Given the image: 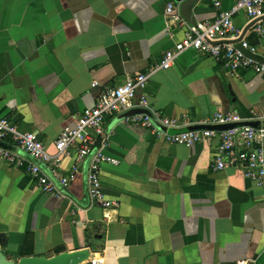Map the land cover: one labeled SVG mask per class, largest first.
<instances>
[{
	"label": "crops",
	"instance_id": "obj_1",
	"mask_svg": "<svg viewBox=\"0 0 264 264\" xmlns=\"http://www.w3.org/2000/svg\"><path fill=\"white\" fill-rule=\"evenodd\" d=\"M219 1L0 0V116L54 152L60 131L96 104L103 87L147 70L181 39L179 30L167 33L169 2L198 22L236 0ZM248 22L244 13L235 17L240 41L262 56L264 37ZM144 91L152 109L181 128L202 125L216 111L263 123L264 76L229 71L195 49L155 72ZM140 111L105 119L106 132L113 129L106 153L116 163L103 164L102 185L116 207L91 198L88 161L75 171V153L61 165L71 177L62 198L40 191L19 148L21 165L0 160V249L8 258L87 247V262L96 264H264V186L240 168L213 170L216 143H168L124 119Z\"/></svg>",
	"mask_w": 264,
	"mask_h": 264
},
{
	"label": "built area",
	"instance_id": "obj_2",
	"mask_svg": "<svg viewBox=\"0 0 264 264\" xmlns=\"http://www.w3.org/2000/svg\"><path fill=\"white\" fill-rule=\"evenodd\" d=\"M215 4L219 6L220 1L215 0ZM240 13L248 16L249 29L255 35L264 37V0H236L231 7L220 11L216 18L194 24L188 23L183 17L179 4L169 2L165 10L167 33L174 37L179 30L182 37L164 52L159 62L143 72L135 73L120 85L103 87L96 104L83 109L74 119L73 125H66L60 131L53 142L54 152L48 150L38 134L20 131L12 120L0 116V160L21 165L23 160L15 152L19 148L30 159L27 170L36 179L40 191L62 198L64 195L61 188L69 187L71 177L61 172V165L75 153V171H78L79 163L88 161L87 182L91 198L105 207H116L117 201L107 196L102 185L103 164L116 163V160L106 153V143L112 136L113 129L106 132L104 123L107 116L128 112L137 106L141 111L125 115L126 121L151 129L168 143L189 147L198 143H216L211 163L213 170L240 168L253 183L264 186V110L257 113L258 119L263 121L260 126L243 125L227 130L182 131L179 120L152 109L144 91L155 72L173 65L176 59L189 49L208 54L229 71L251 70L264 76V54L263 60L259 61L236 46L243 33V29L235 23V17ZM246 48L256 53L254 46ZM98 84L94 81L92 87ZM156 120L159 124H155ZM237 122L244 121H241L236 112L216 111L203 124ZM253 262L240 260L237 264Z\"/></svg>",
	"mask_w": 264,
	"mask_h": 264
},
{
	"label": "water",
	"instance_id": "obj_3",
	"mask_svg": "<svg viewBox=\"0 0 264 264\" xmlns=\"http://www.w3.org/2000/svg\"><path fill=\"white\" fill-rule=\"evenodd\" d=\"M183 17L187 20L188 23L194 24L196 21L193 19L191 14L184 15L181 11ZM236 46L244 51L247 55L262 61L263 57L250 52L243 44L242 41H238ZM243 125L258 126L257 122L253 121H244L237 123L229 124H218V125H191L185 128H182V131L198 130V129H212V130H227ZM91 255V250L87 247L76 249L72 251H63L59 254L53 256H44V255H34V256H22L20 258L10 259L8 258L6 252L0 249V264H96L93 262H87V259Z\"/></svg>",
	"mask_w": 264,
	"mask_h": 264
}]
</instances>
